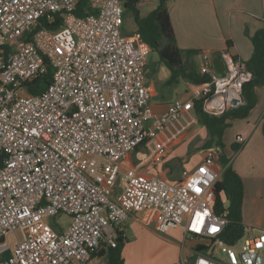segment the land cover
<instances>
[{"label":"built area","instance_id":"1","mask_svg":"<svg viewBox=\"0 0 264 264\" xmlns=\"http://www.w3.org/2000/svg\"><path fill=\"white\" fill-rule=\"evenodd\" d=\"M78 3L0 0V264H99L102 245L116 246L133 215L157 232L181 227L198 239L195 251L206 249L192 264H262L264 230L245 226L234 244L221 237L229 220L214 208L223 171L216 148L176 181L125 165L130 152L186 117L195 99L216 116L243 105L253 78L247 63L223 50L218 76L205 57L199 71L211 80L158 115L152 49L139 31L123 32V0H92L96 12L84 16ZM56 15L62 22L51 29L44 21ZM49 66L51 84L32 93ZM166 152L156 143L143 165L161 167ZM60 213L72 220L56 229L48 219Z\"/></svg>","mask_w":264,"mask_h":264},{"label":"crops","instance_id":"2","mask_svg":"<svg viewBox=\"0 0 264 264\" xmlns=\"http://www.w3.org/2000/svg\"><path fill=\"white\" fill-rule=\"evenodd\" d=\"M146 3H150L148 13L158 5V2L155 3L154 0H142L139 9ZM168 9L176 45L183 50L184 61L190 64L196 63L198 68L205 57L213 62L214 59L220 58L223 50H228L234 56L247 62L254 51L252 36L264 28V0H170ZM189 50L201 52L190 55L187 54ZM163 77L165 79L159 77L163 81L158 87L151 82L155 88L152 99H159L152 106L158 115L164 113L174 99L186 100L201 90V84L184 79L182 83L178 80L172 86L167 85L166 81L170 74L164 73ZM255 94L257 102L249 115L246 118L230 120V125L223 135V151L230 158V164L243 181L242 215L245 226L264 230V85L256 86ZM191 127H198L201 139H197L198 134ZM231 128L234 129L230 131ZM207 138L206 126L199 122L193 109L181 121L164 129L156 141L153 140L149 145H143L130 152L125 159V165L140 166L142 172L157 173L169 181H176L182 177L184 171L192 172L200 166L206 155L207 150L203 145ZM156 143L166 144L167 152L163 164L159 168L143 165L150 159L151 151ZM234 144H239L238 151L233 150ZM216 149L220 154L222 153L219 147ZM219 167H222L221 164ZM140 217L133 215L125 222L124 234L126 236L131 226L130 221L132 219L142 220ZM174 230L183 232V243L187 241L186 245L196 250L198 239H192L186 235L181 227L170 229L166 234ZM127 238L122 253L125 264L129 237ZM262 255L264 258V250ZM180 259L183 264L182 257ZM166 264H177V262L172 261Z\"/></svg>","mask_w":264,"mask_h":264},{"label":"trees","instance_id":"3","mask_svg":"<svg viewBox=\"0 0 264 264\" xmlns=\"http://www.w3.org/2000/svg\"><path fill=\"white\" fill-rule=\"evenodd\" d=\"M142 0H123L125 10H131L134 14L137 24V31L142 34L143 39L149 43L153 51L159 53L160 60L170 69L171 74L167 79V85H174L178 80L184 79L195 84H202L211 80L208 74H202L196 63H187L183 59V50L177 47L173 26L169 14L168 2L170 0H158V5L146 16L142 17L139 4ZM96 12L93 7L92 0H79L76 14L84 16L86 14ZM51 28L56 29L62 22V17L56 15V19L52 23L44 21ZM38 26L37 28H39ZM36 28V29H37ZM165 39L166 43H162ZM253 55L246 62L248 68L253 73L251 81L247 82L243 87L244 104L227 110L222 115H211L203 109V97H199L194 101V110L198 116L199 122L206 126L208 138L203 145L207 150L219 147L222 151L218 155V161L223 171L221 179L217 181L214 188V208L218 214H227L229 220L221 237L229 244H234L244 233L245 224L243 222L242 205L244 198V186L241 176L230 164V158L223 151L224 142L223 135L230 125V120L236 118H246L251 109L257 102L255 87L264 85V28L258 30L252 36ZM199 50H189L187 54H200ZM53 68L49 66L46 73L37 77L30 85L32 93H38L45 90L52 82ZM234 151L240 149L239 144L232 146ZM127 236L121 233L117 239V245L111 246L103 244L98 251V256L104 258L103 264H125L123 258V248ZM204 245H199L197 250H205ZM7 251L4 256H9Z\"/></svg>","mask_w":264,"mask_h":264},{"label":"rangeland","instance_id":"4","mask_svg":"<svg viewBox=\"0 0 264 264\" xmlns=\"http://www.w3.org/2000/svg\"><path fill=\"white\" fill-rule=\"evenodd\" d=\"M154 1L155 3L158 2V0ZM99 3V1H95L96 5ZM149 4L150 3H146L141 7V15H146L150 11ZM136 31L137 24L134 14L131 10L126 9L124 12L123 32L132 34ZM162 43H166V40L163 39ZM164 73L171 74V71L165 65V63L160 60L159 53L152 50L149 54L148 80L153 82L155 87H158L160 82L163 81L159 77L165 79V77H163ZM182 82L183 79H180V83ZM173 96H175V94ZM158 100V98L152 99V106L153 104H156ZM191 128L194 130V132H197V139H201V134H199L198 127ZM233 129L234 128H231L230 131ZM48 220L54 228L63 229L68 226L72 218L67 213H60L49 218ZM130 224L131 226L128 228L126 233L129 237L126 248V264H166L171 263L172 261H176L177 264H182L180 259L181 257L183 264H192L194 260L193 256H196V252H199L190 249L188 244L186 245L187 241L183 243L184 235L180 230H174L169 234L157 232L153 224L148 225L144 221L137 219H132ZM9 238L13 244L14 235H11ZM175 238L179 241H177ZM218 252L220 256L224 257V254L220 251V248ZM103 263L104 258H100L99 264Z\"/></svg>","mask_w":264,"mask_h":264},{"label":"water","instance_id":"5","mask_svg":"<svg viewBox=\"0 0 264 264\" xmlns=\"http://www.w3.org/2000/svg\"><path fill=\"white\" fill-rule=\"evenodd\" d=\"M213 65L215 68V73L218 76H224L225 75V69L226 66L221 58H217L213 60ZM220 154V152H218ZM5 237L2 235L0 236V241H4Z\"/></svg>","mask_w":264,"mask_h":264}]
</instances>
